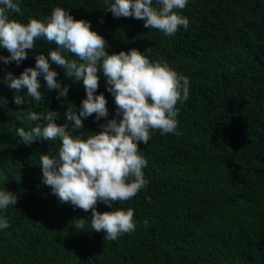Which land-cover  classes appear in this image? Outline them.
<instances>
[{
	"label": "trees",
	"instance_id": "obj_1",
	"mask_svg": "<svg viewBox=\"0 0 264 264\" xmlns=\"http://www.w3.org/2000/svg\"><path fill=\"white\" fill-rule=\"evenodd\" d=\"M58 6L91 22L109 54L136 49L189 78V100L178 105L182 134L157 131L139 146L148 186L116 205L134 210L136 230L107 240L93 232L90 211L62 204L42 182L39 156L57 155L60 141L25 145L16 135L35 126L21 111H55L63 125L68 108L78 111L86 98L82 82L53 66L69 86L67 101L41 80L44 102L29 98L17 106L5 73L19 77L55 44L38 40L20 66L0 62V98L8 101L0 106V189L18 197L4 213L11 227L0 232V264H264V0H189L180 12L189 28L174 37L146 29L142 20L113 18L104 0H23V16L10 18L43 20ZM99 83L96 94L105 95L113 119L116 105L102 75ZM103 123L93 114L78 134L86 139ZM111 210L98 205L101 213Z\"/></svg>",
	"mask_w": 264,
	"mask_h": 264
},
{
	"label": "clouds",
	"instance_id": "obj_2",
	"mask_svg": "<svg viewBox=\"0 0 264 264\" xmlns=\"http://www.w3.org/2000/svg\"><path fill=\"white\" fill-rule=\"evenodd\" d=\"M23 0H0V49L10 55L0 56L5 65L20 66L36 48V42L55 44L47 55H35V67L25 69L19 77L5 73L3 83L15 92L14 103L22 106L31 98L36 104L44 102L40 91L45 82L47 91H56V99L67 101L69 86L62 85L53 66H60L66 78L83 84L86 98L78 111L64 113L65 123L58 125L59 113L47 110L21 111L23 120L35 126L17 129L16 135L25 145L36 141H60L57 155L39 156L42 182L52 194L73 210L90 211L93 232H103L105 239L116 241L136 230L134 210L118 208L117 203L131 200L149 181L144 169L148 167L140 145H148L158 131L161 136L182 133L178 129L180 108L189 100L190 81L166 62H153L139 50L109 54L106 39L92 30L86 20H77L63 7H54L43 20L30 18L27 23L12 19L11 14L23 16ZM189 0H104L105 12L113 18H134L144 21L146 29L158 30L174 37L181 29L187 31L189 19L180 14ZM101 23L104 21L101 20ZM106 81V91L114 98L115 118L110 113L104 94L97 95L100 76ZM27 89V95L20 91ZM7 99L0 98L6 107ZM95 114L102 119L99 131L87 138L78 134L84 121ZM43 122V123H40ZM18 203V197L0 189V232L11 224L4 213ZM111 211L101 213L98 205ZM83 228L81 223L77 225Z\"/></svg>",
	"mask_w": 264,
	"mask_h": 264
}]
</instances>
